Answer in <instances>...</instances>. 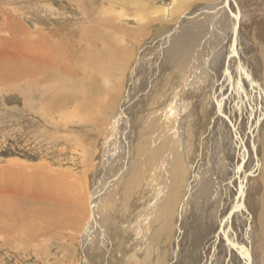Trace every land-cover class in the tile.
<instances>
[{
    "label": "rangeland",
    "instance_id": "374dc122",
    "mask_svg": "<svg viewBox=\"0 0 264 264\" xmlns=\"http://www.w3.org/2000/svg\"><path fill=\"white\" fill-rule=\"evenodd\" d=\"M110 1L112 3L108 2L107 4L102 0H97L96 5L105 4L103 7L109 11L106 15L113 20L117 28L115 31L118 34L111 33V25H107L106 31L111 34L113 43L118 44L119 55L123 56V59L119 61V65L117 64V69H115L116 77L113 74V77L109 79L113 70L108 69V71L105 66L102 72H98L100 77L99 87L92 86L94 90H84L85 93L81 92V95L89 97L88 100L94 99L91 101L92 103L99 102V97L103 100L106 97V100L114 97L115 104L112 114L107 115L108 122L111 123L113 120L118 121L120 118L119 105L124 101L127 92L129 93L130 84L132 83V69L141 58H149L152 53L151 50H154L151 47L157 46L155 44L161 39V35L164 37L163 34L168 33L173 26L177 28L178 30L176 29L172 36L169 35L171 38L168 39V43H170V39L180 35L191 26L196 31L198 26L204 23L206 27L203 32L208 36L209 27L212 23L211 19L214 20L215 15H218L217 25L221 26L223 30L227 28V21L226 18L220 16L221 0H125L126 5L122 3L123 0ZM237 1L243 7V15L248 13L244 23L250 21L247 23L246 30H251L252 34L250 31L249 33L254 37V40H249L244 34L247 37V41H244L248 44V52L250 51L247 53L246 63L250 66L249 55L251 53L256 55V48L258 50L260 46L264 48V11L258 17L256 15L253 23H251L252 16L264 10V7L262 8L264 0ZM193 9L198 10L196 11L198 12L197 15L193 13ZM167 10H170L168 11V17L166 16ZM185 13L188 15L187 19L181 20L184 16L181 15ZM11 18H15L32 34L38 33V36L46 37L48 41L53 43L54 29L59 27L61 29L62 27L73 29L77 26V22L81 20V15L77 9L68 5L66 0H0V46L3 45V40L9 35L8 25ZM199 21L200 23H198ZM161 40H164V38ZM147 47L151 48L150 51H146ZM104 51H106V47H104ZM184 52L186 53L187 50H184ZM107 53H110L108 49ZM2 55L3 49L0 48V56ZM165 58L164 56L160 61H157V63L160 62L158 64H163L165 60L164 66L157 64L156 66L160 68L166 66L160 84L163 92L169 94L154 97L149 101V107L145 111L144 118H153L155 122L149 120L148 122H145V120L138 121L141 131L155 124L156 133L160 132V139L150 143L153 135L144 134L142 138L134 141L135 149L131 154L132 161L129 165V176H119L120 169L118 165H111L108 171L104 173L102 184L105 185L114 181L113 177L117 176V179L113 182V187L105 190V198L108 201L106 205L109 212L107 213L108 219L106 222L107 226L110 223L109 231L113 232L114 238L112 237V245L109 247V257L105 258L104 247L93 248L94 251H91V253L94 260H91L92 262H90V259L87 260L89 264H215L216 261H218L216 264H224L225 262V255L223 258L218 245L217 225L223 208L222 202L226 200L225 196L228 194L227 191L224 192L222 202L219 198L213 200V196L218 192L216 190L218 186L213 183V179L211 180V168L207 170L205 168L206 166H212L208 164L207 152L201 149L202 145L207 150L210 147V135L212 133L210 128L213 120L208 114H210L209 104L211 99L207 98L208 100L205 99V102L201 101V116L195 122L197 125L195 134L187 136L186 149L181 148L180 143L172 141L171 136H168L162 152L157 157L158 160L155 163L147 161L155 147H160L164 142V132L173 129L175 126V123L174 125L171 124L172 121L174 122L173 116L176 115V105L173 104L176 102L180 86L184 87L186 84L189 89H196L193 88L195 81L189 79L192 77L189 71L190 63H187V68L184 70L180 65L178 55ZM263 58L260 55L255 58L256 63L250 68L254 75H256L254 72L256 68H259L257 78L264 90ZM48 64L49 62L45 66L47 67ZM104 64L105 62L102 61L103 66ZM198 64H200L199 61ZM99 68H101L100 65L97 69ZM175 68H180L182 73L179 71L171 72ZM200 69L201 72L199 71L196 75L198 85L206 87L209 80H211V76L208 75V70L203 67ZM36 75H40V77L24 81L13 78H0V169H6L10 167V164L21 165V168L26 170V178L38 177L37 169L41 165H46L55 172L60 169V172L64 171L60 174V177L64 178L61 186L63 194L61 191H54V206L57 204L56 201L61 200L62 197L81 202L78 188L71 191L72 186L75 187L79 184L80 177L83 176L82 173H85L83 169L85 166L86 175L83 178H85L86 183L83 186L88 187L87 182L91 178L89 165L96 164L99 161L101 143L106 134L102 131L100 121L91 125L92 122L90 121L78 120L71 113L73 108L71 103H63L60 115L55 112L56 115L54 113L46 114L42 103L50 96H54V79L39 73ZM144 76L145 73L141 74V81H144ZM156 79H158V76ZM156 82L159 83L158 80ZM19 85L22 88L31 90L26 93L27 97L19 92ZM64 89L59 92L63 95H69L70 90L68 88ZM132 102L133 100L130 99L125 102V106L130 110ZM186 102L188 101L186 100ZM65 107L70 110H65ZM90 109L94 110V114H96L95 109L97 108ZM183 109L189 111L184 107V103ZM53 114L54 129L51 124ZM140 115L141 113H137L136 117ZM255 115L256 119L259 115L258 109ZM249 116L250 113L244 115L245 119H249ZM137 119L141 120L140 118ZM259 120L261 121L262 117ZM262 127L264 128V119L258 143L260 159H263L262 156H264V145L261 138L264 129ZM103 129L109 130V126ZM191 130V128H188V131ZM53 132L54 139L52 138ZM236 132L239 133V138L242 135L245 142V134H240L239 131ZM172 137L174 136L172 135ZM144 143L147 145H144ZM141 144L149 148L148 153L142 152L134 160V153ZM172 147H176L175 152L180 150L175 157V161H169L167 168H164V163L160 162L166 159ZM198 150L202 151L201 154L197 152ZM222 153L225 155L224 151ZM193 168L198 172L195 173ZM228 171L225 173L227 175L220 176L224 184L228 183ZM208 174L209 178L207 179ZM174 175H177L176 177L180 180L175 178ZM195 178L197 179L196 187H192L193 190L188 195L191 183L194 182ZM248 178L246 207L255 219L260 205L258 198L261 186L253 177L248 175ZM146 181H148V185H145ZM54 182L57 184L55 180ZM11 183L15 184L13 180ZM35 183L37 184L31 185V182L26 183L23 179V183L19 187L24 188L22 206L25 209L23 212H19V214L23 213L21 219L18 220L21 223H17L12 218V214L8 218L10 221L12 220L10 230L7 235L0 236V264H80L83 259L81 234L87 221L89 198L85 200L84 217L80 224L78 222L77 226L73 227L67 223H54L48 228L46 236L43 231L36 228L41 225L38 215L39 202L32 201V203H28L25 201V196L28 194H36L41 197L40 193L43 186L39 181ZM150 185V193H147V187ZM9 193L12 199L13 189ZM170 193L169 200H167L166 196ZM59 194H61V198ZM97 208H100V204ZM31 209L34 210V214L30 217L28 212ZM180 214L182 216L181 220L177 222V217ZM144 216L147 217L144 219ZM178 224L180 225L181 235L177 244L173 245L178 233ZM254 230L255 226L251 236V247L253 249L254 264H260L262 258L259 255V249L253 248L255 246V235L257 234ZM245 247L249 252L251 251L250 246L245 244ZM215 250L218 257L214 260ZM228 256L229 253L227 252L226 257ZM235 264H245V260L240 258V263Z\"/></svg>",
    "mask_w": 264,
    "mask_h": 264
},
{
    "label": "bare ground",
    "instance_id": "6f19581e",
    "mask_svg": "<svg viewBox=\"0 0 264 264\" xmlns=\"http://www.w3.org/2000/svg\"><path fill=\"white\" fill-rule=\"evenodd\" d=\"M66 1L68 5L77 9L81 15V20L79 19L80 21L77 22V26L73 29H68L67 27L54 29L53 43L48 41L46 37L38 36V33H33V35L15 18L10 19V24L8 25L9 35L3 40V45L0 46V48L3 49V55L0 56V78H13L15 80L24 81L36 79L38 76L40 77V75H36L39 73L50 79H54V96H50L42 103L45 113L49 114L55 112L57 115H60L62 111L60 109L62 105H64L63 103L67 102L73 105L71 113L74 114L78 120L90 121L92 122L91 125L97 124L100 121L102 131L106 134L101 143L102 145L99 152L100 158L96 164L93 163L89 165L91 178L87 182L88 187L83 186L86 183L84 180L85 178H83V176L86 175L84 165L83 169L85 173H82L83 176L80 177L79 184L75 185V187L72 186L71 191L78 188L81 202L72 201L59 194L60 198H62L61 200H57L58 202L56 201L57 204L55 206L54 191L58 190L57 192L61 191L62 193L61 186L64 178L62 176L60 177V174L64 171L60 172L59 169L55 172L46 165H41L37 169L38 177L32 176L26 178V170H23L21 165L10 164L8 168L0 169V236L3 234L7 235V232H9L10 222L12 220L10 221L8 218L11 214L12 218L16 220L17 223L20 222L18 220L21 219L20 217H22L23 213L19 214V212H23L25 209L22 206L24 188H19L23 183V179L26 183L31 182V185H36L37 183L35 182L39 181L43 188L40 193L41 197H37L36 202H39L38 215L41 220V225L36 228L43 231V234L47 236L48 228L54 223H67L73 227L77 226L78 222L80 224L84 217L85 200L89 198L87 221L81 234L83 259L80 264H89V259L90 262L94 260L92 257L93 254L91 253V251H94L92 250L93 248L99 249L104 247L105 258L109 257V247L112 245V237L114 238V234L109 231L110 223L107 226L106 222L108 219L107 213L109 212L106 205L108 201L105 198V190L113 187V182L117 179V176L113 177L115 179L114 181L106 183L105 185L102 184L104 179L103 175L108 171L111 165H118L120 169L119 176H129V165L132 161L131 154L135 149L134 141L138 138H142L144 134L153 135L150 143L160 139V132L158 131L156 133L155 124L141 131L138 121L145 120V122H148L149 120L150 122H155L153 118H144L145 111L149 107V101L154 99V97L156 98L157 96L169 94L163 92L162 85L160 84L166 66L163 68L159 66H164L165 60L163 64H158L160 62L157 63V61H160L164 56L166 58H172L178 55L180 65L184 70L187 68V63H190L189 71L192 77L189 79L190 81H195V86L193 88L196 89H189L186 84L184 87L180 86L176 102L173 104L176 105V115L173 116L174 122L172 121L171 124L174 125L175 123V126L173 129L164 132V142L160 147H155L147 161L149 163H155L158 160L157 157L162 152V148L168 136H171L172 141L180 143L181 148L186 149L187 136H189V134H195L197 127L195 122L201 116V101L205 102V99H211L209 104L210 114H208L213 120L210 128L212 132L210 135V147H208L207 150L206 148L204 149V145H202L201 149L207 152L208 164L212 166H206L205 168L206 170L211 168V180L213 179V183L218 186L216 189L218 192L213 196V200L219 198L222 202L224 192L227 191L228 194L225 196L226 200L222 202L223 208L217 225L218 245L223 258L225 255L224 264L240 263V258L245 260V264L255 263L252 252L253 249L251 247V236L253 235L254 226V231H256L257 234L255 235V246H253V248L259 249V255L262 258L260 264H264V156H262L263 159H260V151L258 149L260 131L264 119V90L261 82L257 78L259 68H256L254 71L256 75L252 73V69L250 68V66L252 67L253 64L256 63L255 58L259 55L262 58L264 57V48L260 46L257 50V48L254 47L256 48L257 54L254 55L251 53L252 55H249L251 63L250 66H248L246 63V56L250 51L248 52V44L244 40L247 41V37L249 40H254L253 35H251V30H246L247 23L250 21H247V23L245 21L246 24L244 23L248 13L243 15V7H241L237 0H221L220 16L226 18L227 21V28H225V30L217 25L216 21L218 15H215L213 17L214 20L211 19L212 23L211 27H209L208 36L203 32L206 27L204 23L203 25L200 24L196 31L195 28L193 29L191 26L187 29L190 31L186 30L180 35L170 39V43H168V39L171 38L170 36H172L177 29L174 26L168 33L163 34L164 37L162 35L161 37L159 36L161 39L164 38V40L159 39L155 44L157 46H152V44H150V46H152L151 48L154 50H151L152 53L149 58H141L132 69V83L130 84L129 93L127 92L124 101L119 105L120 118L118 121L113 120L110 123L108 122L107 115L112 114L115 98L112 97L106 100V97L103 100L99 97V102L92 103L91 101L94 99L88 100L89 97L87 98L81 95V92L85 93L84 90L88 89V91L94 90L92 86L99 87L100 77L98 72H102L105 66L107 70H113V72L110 73L109 79L113 77V74L116 77L115 69H117V64L123 59V56L119 55L117 48L118 44L113 43V38L111 34H108L106 28L107 25H111V33H116L115 30H117V28L113 20L106 15L109 11L103 7L105 4L96 5L97 0ZM102 2H106L107 4L108 2L112 3L110 0H102ZM122 3L126 5L125 0H123ZM263 7L262 5V8ZM168 11L170 10L166 12L167 17L169 16ZM196 11L198 10H194L193 12L195 15L198 13ZM263 11L264 10L257 14L254 13L255 15L252 16L251 23H253L256 15L258 17L263 14ZM181 16L183 17L181 18ZM181 16V20L187 19L188 17L186 13ZM198 23H200V21ZM244 34H246L247 37L244 36ZM121 36L125 37L124 35ZM232 41L234 43H232ZM210 43L214 46H211ZM104 47H106V51H104ZM151 48L147 47L146 51H150ZM107 49L110 53H107ZM184 50H187V52L185 53ZM102 61L105 62L104 66L102 65ZM198 61L200 64H198ZM48 62L49 64L46 67L45 64ZM156 64L159 66L157 67ZM99 65L101 68L97 69ZM202 67L208 70V75L211 76V80H209L206 87H200L196 77ZM262 69L264 73V64ZM173 71L181 72L180 68L171 70V72ZM143 73H145L143 77L144 81H141L140 76ZM62 76L66 78H62ZM157 76L158 79H156ZM203 79L205 78L203 77ZM156 80H158L159 83H157ZM64 88L70 90L69 95H63L59 92L65 90ZM19 89V92L24 97H27L26 93L30 89L22 88L21 85H19ZM188 90H190V92H188ZM129 99L133 100L131 110L125 106V102ZM186 100L188 102H186ZM183 103L184 107L189 111L183 109ZM46 107L47 109H45ZM94 107L97 108L95 109L96 114H94V110L92 111L90 109ZM256 108L259 110V115L255 119ZM65 110H67V108ZM137 113H141V115L136 117ZM246 113H250L249 119H245L244 115ZM54 114L51 118L53 129ZM171 115H173V113H171ZM260 117H262L261 121L259 120ZM108 126L109 130L103 129ZM188 128L192 130L188 131ZM236 131H239L240 134H245V142L243 141L242 135L239 138V133L237 134ZM172 135L174 137H172ZM52 138L54 139V132ZM261 138L264 145V132ZM147 144L149 146V141ZM147 144L144 143V145ZM144 145H139L136 153H134V160L142 152L145 154L148 153L147 151L149 148ZM175 148L176 147H172L166 159L160 162L164 163V168H167L169 161H175V157L180 150L175 152ZM223 151L225 155H223ZM197 152L201 154L199 150ZM204 162L206 163L205 159ZM196 171L197 170L194 169L195 173L198 172ZM226 171L229 172L228 183L224 184L220 176H224ZM177 175H174V177L179 179L176 177ZM248 175L253 177L261 186L258 198L260 205L255 219L246 207ZM208 178L209 174L207 176V179ZM12 180L15 184L11 183ZM146 182L145 185H148V181ZM196 184L197 179L195 178L194 182L191 183L189 188L190 193H188V195L191 194V190H193L192 187L195 188ZM12 189L13 198L11 199L9 191ZM150 189L151 185L147 187V193H150ZM170 195L171 193L166 196L167 200H169ZM241 200V208L235 209L236 206L241 204ZM50 203H52V205H50ZM99 204L100 208L98 209L97 206ZM28 213L31 217L34 214V210H30ZM145 217L147 216H144V219ZM181 217V214L178 215L177 222L181 220ZM176 235L173 245L177 244L181 235L179 224L178 233ZM228 242L234 244V246H231ZM244 243L250 246V252L246 249ZM227 252L229 253L228 257H226ZM97 253L96 255H98ZM217 257L218 254L215 250L213 259L215 260ZM216 263H218V261H216Z\"/></svg>",
    "mask_w": 264,
    "mask_h": 264
},
{
    "label": "crops",
    "instance_id": "0c3cea01",
    "mask_svg": "<svg viewBox=\"0 0 264 264\" xmlns=\"http://www.w3.org/2000/svg\"><path fill=\"white\" fill-rule=\"evenodd\" d=\"M37 197L38 196L36 194H28V195L25 196V201L28 202V203H32V201L36 202V198Z\"/></svg>",
    "mask_w": 264,
    "mask_h": 264
},
{
    "label": "water",
    "instance_id": "95a60500",
    "mask_svg": "<svg viewBox=\"0 0 264 264\" xmlns=\"http://www.w3.org/2000/svg\"><path fill=\"white\" fill-rule=\"evenodd\" d=\"M232 43H234V42L232 41ZM241 206H242V200H241V204H239L238 206H236L235 209L241 208ZM228 244H231V246H234V244H232L230 242H228Z\"/></svg>",
    "mask_w": 264,
    "mask_h": 264
}]
</instances>
